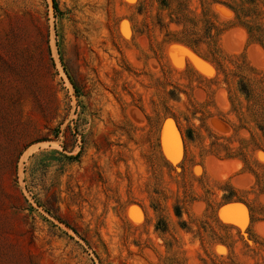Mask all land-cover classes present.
<instances>
[{"label": "rangeland", "instance_id": "rangeland-1", "mask_svg": "<svg viewBox=\"0 0 264 264\" xmlns=\"http://www.w3.org/2000/svg\"><path fill=\"white\" fill-rule=\"evenodd\" d=\"M55 2L0 0V264H264V0Z\"/></svg>", "mask_w": 264, "mask_h": 264}, {"label": "trees", "instance_id": "trees-1", "mask_svg": "<svg viewBox=\"0 0 264 264\" xmlns=\"http://www.w3.org/2000/svg\"><path fill=\"white\" fill-rule=\"evenodd\" d=\"M221 4H222L223 6H225V7H227L229 10H231L232 13L235 12L234 9H233L230 5H228V4L224 3V2H222ZM51 7H52V10H53V14H54V15H57V14H58V10H57V4H56L55 0H51ZM241 26H242V25H241ZM242 27L245 28L244 26H242ZM248 34H249V33H248ZM249 37H250V35H249ZM174 42L179 43V44H182L183 46H185V47L191 49L192 51H196V50H194V48L191 47L189 44H187V43H185V42H183V41H181V40H175ZM253 43L257 44L258 46H260V48H261L262 50H264V46H263V44H262L260 41L255 40V41H253ZM206 60H208V59H206ZM209 62L212 63L211 61H209ZM212 64H213V63H212ZM246 90H247L246 87L243 85L241 91H242V92H246ZM75 93H76V90H75ZM229 199H230V198H228L227 200H229ZM37 205H38V204H37ZM45 213H47L48 215H51L50 212L47 211V210H45ZM175 214H176L177 217H179V215H180L179 210H176ZM53 217H54V219H57L55 216H53ZM57 220H58V219H57ZM58 221H59V220H58ZM59 222H60V221H59Z\"/></svg>", "mask_w": 264, "mask_h": 264}, {"label": "water", "instance_id": "water-1", "mask_svg": "<svg viewBox=\"0 0 264 264\" xmlns=\"http://www.w3.org/2000/svg\"><path fill=\"white\" fill-rule=\"evenodd\" d=\"M171 46H173V45H171ZM171 58H172V57H171ZM163 124H164V123H163ZM162 127H163V125H162ZM162 127H161V129H162ZM237 205H239V206H241V207H244V205H242V204H240V203H238V202H229V203H226V204H224L223 206H221L219 209H221V208H225L226 211H228V212H224V213H222V214L220 215V217H219V220H220L221 222L228 223V224H232V223H241L240 221L236 220L235 217H233V216H231V215L229 214V211H230L231 209H233V208H234L235 206H237Z\"/></svg>", "mask_w": 264, "mask_h": 264}, {"label": "bare ground", "instance_id": "bare-ground-1", "mask_svg": "<svg viewBox=\"0 0 264 264\" xmlns=\"http://www.w3.org/2000/svg\"><path fill=\"white\" fill-rule=\"evenodd\" d=\"M232 210H235V211H237V213H239V208L238 207H234ZM235 216V215H234ZM242 222L243 221H241V223H234V224H237V225H239V224H242ZM243 225V224H242Z\"/></svg>", "mask_w": 264, "mask_h": 264}]
</instances>
